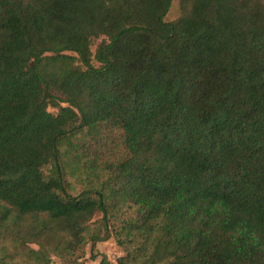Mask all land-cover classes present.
<instances>
[{
  "label": "trees",
  "instance_id": "obj_1",
  "mask_svg": "<svg viewBox=\"0 0 264 264\" xmlns=\"http://www.w3.org/2000/svg\"><path fill=\"white\" fill-rule=\"evenodd\" d=\"M176 1L0 0L1 260L264 264V0Z\"/></svg>",
  "mask_w": 264,
  "mask_h": 264
},
{
  "label": "rangeland",
  "instance_id": "obj_2",
  "mask_svg": "<svg viewBox=\"0 0 264 264\" xmlns=\"http://www.w3.org/2000/svg\"><path fill=\"white\" fill-rule=\"evenodd\" d=\"M179 15L178 12V5L177 1L173 0L171 9L166 16V20L170 21L175 19ZM97 42L94 43V46L91 48L92 51L95 49V45ZM50 112H54L53 109H49ZM92 181L89 183L86 181L85 175H81L79 177H69L67 181L71 185V194H77L81 192L83 189L90 188L94 186L95 179L91 177ZM101 217L100 214H97L94 217V220H98ZM132 217V211L130 210H122L120 211L115 218L111 219V222L114 226L118 227L121 220H126ZM92 229V227H91ZM8 244L4 243L0 245V264H25L22 258L14 257L12 260L5 259L1 260L4 256L5 252H11V248L7 246ZM4 247V249H2ZM35 248V246H31ZM125 248L119 247L116 245L114 238H110L106 242L97 243L93 249L90 248V243L88 242L84 248L83 257L79 258L78 264H117L119 258H122L126 255L124 250ZM93 254L94 259H90V256ZM51 264H59V260L56 257H52Z\"/></svg>",
  "mask_w": 264,
  "mask_h": 264
}]
</instances>
